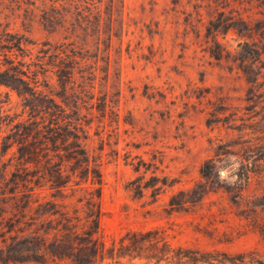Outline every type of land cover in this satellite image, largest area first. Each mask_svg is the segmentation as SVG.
I'll use <instances>...</instances> for the list:
<instances>
[{
  "label": "rangeland",
  "instance_id": "rangeland-1",
  "mask_svg": "<svg viewBox=\"0 0 264 264\" xmlns=\"http://www.w3.org/2000/svg\"><path fill=\"white\" fill-rule=\"evenodd\" d=\"M219 11L258 20L264 0H0V31L23 34L33 60L54 63L61 43L82 57L67 103L92 111L86 145L103 147L105 248L129 230L158 228L173 245L264 260V49L249 83L243 32L221 30L217 45L207 34ZM47 80L40 88L61 103L56 76ZM29 116L22 96L0 85V241L22 190L16 145L6 148L4 136ZM172 196L189 201L173 207Z\"/></svg>",
  "mask_w": 264,
  "mask_h": 264
},
{
  "label": "trees",
  "instance_id": "trees-1",
  "mask_svg": "<svg viewBox=\"0 0 264 264\" xmlns=\"http://www.w3.org/2000/svg\"><path fill=\"white\" fill-rule=\"evenodd\" d=\"M260 23H264V18L251 20L238 16L233 19L219 11L217 18L211 19L206 26L207 34L216 45V35L221 30L243 32L246 39L238 43V60L249 83H255L258 78L254 67L259 68L257 64L264 49V28ZM30 43L23 34L6 27L0 31V85L22 96L30 115L26 120L13 123L10 133L4 136L6 148L16 145L22 190L15 211L6 219V229L0 241V261L39 264H264V260L257 259L252 252L230 254L217 249L173 245L158 228L129 230L117 246L105 248L99 235L103 147L92 154L86 145L92 111L81 116V107L77 103L73 107L67 103V90L74 85L75 71L82 57H79L76 47L61 43L54 47L59 51L52 54L58 57L57 61H35L30 57ZM43 52L47 53L46 49ZM212 55L220 59L223 53L217 47ZM47 64L55 69H48ZM48 72L56 76L60 90L54 94L61 103L40 88L41 85L51 87L47 80ZM86 86L83 84V90ZM89 87L93 88L92 83ZM105 108L104 95L98 110L104 112ZM201 174L204 178L209 176L204 168ZM41 189H48V196H41ZM207 191L203 189L197 200ZM188 201H179L172 196L170 205L181 207Z\"/></svg>",
  "mask_w": 264,
  "mask_h": 264
}]
</instances>
